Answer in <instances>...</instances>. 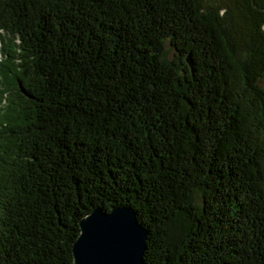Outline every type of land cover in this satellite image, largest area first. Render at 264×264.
I'll list each match as a JSON object with an SVG mask.
<instances>
[{
    "label": "trees",
    "instance_id": "1",
    "mask_svg": "<svg viewBox=\"0 0 264 264\" xmlns=\"http://www.w3.org/2000/svg\"><path fill=\"white\" fill-rule=\"evenodd\" d=\"M231 3L0 0V264H75L114 206L145 264H264V11Z\"/></svg>",
    "mask_w": 264,
    "mask_h": 264
},
{
    "label": "water",
    "instance_id": "2",
    "mask_svg": "<svg viewBox=\"0 0 264 264\" xmlns=\"http://www.w3.org/2000/svg\"><path fill=\"white\" fill-rule=\"evenodd\" d=\"M252 4L255 9L264 7ZM264 32V22L261 25ZM187 61L193 68L191 56ZM148 229L131 206L110 211L96 207L80 220V233L73 245L75 264H145Z\"/></svg>",
    "mask_w": 264,
    "mask_h": 264
},
{
    "label": "rangeland",
    "instance_id": "3",
    "mask_svg": "<svg viewBox=\"0 0 264 264\" xmlns=\"http://www.w3.org/2000/svg\"><path fill=\"white\" fill-rule=\"evenodd\" d=\"M202 2L207 5V4H215L217 6H221L220 7V14L223 15L225 14V10H226V6L227 4L231 5V7H233V3H231V0H202ZM251 3H252V0H251ZM255 3V2H254ZM253 5V4H252ZM256 5V4H255ZM257 6V5H256ZM254 7V6H253ZM258 10V9H256ZM239 24H242L243 26V22H240ZM245 24L247 25V22H245ZM262 25V24H261ZM248 27V25L246 26ZM247 29V28H246ZM262 31V30H261ZM262 33L264 34V32L262 31ZM3 48L2 46V41H0V48ZM175 53H176V50L175 48L170 45L169 43L166 44V51H165V59L167 60H173L175 59ZM239 55H240V58L241 60L243 61H246L248 62L250 57H251V53H250V50H241L239 52ZM258 84L259 86L264 90V77H261L259 80H258ZM197 198H199V196L197 195Z\"/></svg>",
    "mask_w": 264,
    "mask_h": 264
}]
</instances>
